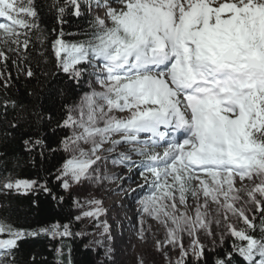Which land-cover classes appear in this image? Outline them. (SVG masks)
<instances>
[{
  "label": "snow or ice",
  "instance_id": "obj_1",
  "mask_svg": "<svg viewBox=\"0 0 264 264\" xmlns=\"http://www.w3.org/2000/svg\"><path fill=\"white\" fill-rule=\"evenodd\" d=\"M0 168V197L67 221L20 227L0 202V264L40 238L77 264L86 219L80 264H117L96 194L134 177L129 230L165 264H264V0H0Z\"/></svg>",
  "mask_w": 264,
  "mask_h": 264
},
{
  "label": "trees",
  "instance_id": "obj_2",
  "mask_svg": "<svg viewBox=\"0 0 264 264\" xmlns=\"http://www.w3.org/2000/svg\"><path fill=\"white\" fill-rule=\"evenodd\" d=\"M72 30L75 31V28L73 27ZM56 163L57 161L55 159H50L46 166L51 167ZM7 167L13 175H19L20 178H35L37 174L36 168L23 157L19 160V166H17V161L14 157H9ZM2 171L3 168H0V172ZM40 199L44 201L46 198L41 196ZM0 202L3 203L4 209H7V215L20 227L35 229L51 225L56 221L61 223L67 222L64 214L60 213L59 209L53 210L47 203L42 204V211L37 212L32 210L28 199L24 196L12 197L10 199L0 197ZM4 209H0V212H3ZM91 225L92 221L87 219L83 222H74L73 231H82L88 233V235L83 239L76 238L74 241H64L66 247L69 244L73 247L77 264H80L81 261L83 245L88 244L98 237L99 230L92 229ZM56 246V242L50 241L48 238L29 241L22 246L21 256L25 264L30 253H36L39 260L46 258V264H55V253L49 249L55 248Z\"/></svg>",
  "mask_w": 264,
  "mask_h": 264
},
{
  "label": "rangeland",
  "instance_id": "obj_3",
  "mask_svg": "<svg viewBox=\"0 0 264 264\" xmlns=\"http://www.w3.org/2000/svg\"><path fill=\"white\" fill-rule=\"evenodd\" d=\"M119 168V167H118ZM121 169V168H120ZM107 171L109 173H113L114 169L112 166H109ZM127 175L126 172H123L121 169L120 172L117 173ZM136 182H133V180H128L124 183V189H126L129 193V195H125L124 191H121L119 188V185L121 183L120 179H116L115 182H105L104 190H102L100 193H97L96 195L102 196L104 199V207L109 209V223H113V234L116 235V262L117 264H137L138 258L142 255L144 257L145 264H165V259L158 255L155 252V249L152 246V241L149 240L148 242L144 243L139 241L137 243V239L132 235V232L129 230L130 225L128 224L127 217H132L133 221L135 220L134 217V211L137 207V204L135 203L134 199L131 195V189L137 188V184L141 181L138 177L133 178ZM107 186V187H106ZM109 186L116 187L118 189L117 193H120L121 200H124L125 207L124 210L117 211L116 208L113 207L114 201L113 199H110L109 192ZM239 183L237 184V187H239ZM141 195V192L138 190L136 193V196ZM83 199V197H82ZM191 203V201H190ZM131 205V206H130ZM117 206V204H115ZM125 211L129 212L128 215H122L125 213ZM123 223L124 228H120L117 225ZM153 225L155 224L154 222ZM154 228V231H156L159 235H163V228ZM121 233L123 235L121 236ZM139 245V246H138ZM175 258V254H174Z\"/></svg>",
  "mask_w": 264,
  "mask_h": 264
},
{
  "label": "bare ground",
  "instance_id": "obj_4",
  "mask_svg": "<svg viewBox=\"0 0 264 264\" xmlns=\"http://www.w3.org/2000/svg\"><path fill=\"white\" fill-rule=\"evenodd\" d=\"M113 169H114L113 173H118L121 171V169L118 167H113ZM109 189H110V191H108V192L110 195V199H113L114 203L117 204V206H115V204H113V207L116 208L117 211L124 210V207L126 204H125L124 200H121L120 195H118L120 193H117L119 188L117 189L116 187L109 186ZM121 203L124 205L123 207H120ZM128 214H129V212L125 211V213H123L122 215H128ZM153 227H155L157 229L160 228V226L156 225V224H154ZM138 242H139V240L137 239V243Z\"/></svg>",
  "mask_w": 264,
  "mask_h": 264
}]
</instances>
